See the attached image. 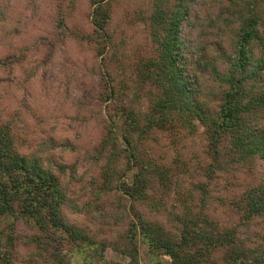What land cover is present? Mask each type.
<instances>
[{"label": "trees", "instance_id": "trees-1", "mask_svg": "<svg viewBox=\"0 0 264 264\" xmlns=\"http://www.w3.org/2000/svg\"><path fill=\"white\" fill-rule=\"evenodd\" d=\"M89 2L91 32L69 29L57 8L55 31L39 44L49 51L70 38L99 58L108 114L95 158L104 161L102 187L116 193L123 229L98 241L70 222L58 175L40 151L23 152L0 120V264H141V243L152 264H264L262 244L239 232L264 216V185L218 198L238 223L208 213L218 173L264 163V0H152L151 52L132 55L131 76L107 30L110 2ZM198 126L206 161L180 168L177 154L172 165L158 159L154 144L196 136Z\"/></svg>", "mask_w": 264, "mask_h": 264}, {"label": "rangeland", "instance_id": "rangeland-1", "mask_svg": "<svg viewBox=\"0 0 264 264\" xmlns=\"http://www.w3.org/2000/svg\"><path fill=\"white\" fill-rule=\"evenodd\" d=\"M108 1L112 19L107 30L115 50L127 56L126 74L131 76L133 56L151 52L148 17L152 0ZM57 8L66 15L69 29L91 32L89 0H0V120L11 126L16 145L23 152L40 151L58 175L68 199L64 214L69 221L98 241L115 240L123 229V221L117 219V196L103 189L104 161L95 158L108 114L98 95L99 58L86 43L70 38L49 51L39 44L40 38H51L55 31ZM188 30L185 26L184 32ZM201 132L198 126L196 136L183 133L162 138L153 145L154 152L168 165L176 154L182 162L180 168L184 163L190 168L202 164L207 158ZM58 165L65 168L63 173L57 171ZM257 183L264 185V163L259 160L218 173L210 187V217L225 225L238 223L236 215L218 198H229L245 185ZM173 199V194L166 198L168 207ZM239 232L243 239L264 247V216L239 227ZM105 254L118 259L109 249ZM140 260L141 264H152L143 243ZM160 260L169 264L167 258Z\"/></svg>", "mask_w": 264, "mask_h": 264}]
</instances>
